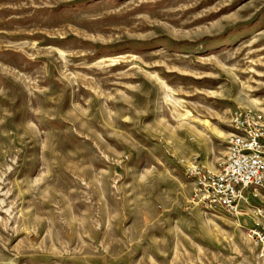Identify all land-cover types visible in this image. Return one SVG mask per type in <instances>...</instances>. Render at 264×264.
Instances as JSON below:
<instances>
[{
    "label": "rangeland",
    "instance_id": "374dc122",
    "mask_svg": "<svg viewBox=\"0 0 264 264\" xmlns=\"http://www.w3.org/2000/svg\"><path fill=\"white\" fill-rule=\"evenodd\" d=\"M240 109L264 0H0V264H264L185 177Z\"/></svg>",
    "mask_w": 264,
    "mask_h": 264
},
{
    "label": "built area",
    "instance_id": "2783aa9c",
    "mask_svg": "<svg viewBox=\"0 0 264 264\" xmlns=\"http://www.w3.org/2000/svg\"><path fill=\"white\" fill-rule=\"evenodd\" d=\"M231 127L222 163L212 168L194 159L186 165L185 177L192 202L236 221L264 259V115L237 110Z\"/></svg>",
    "mask_w": 264,
    "mask_h": 264
}]
</instances>
